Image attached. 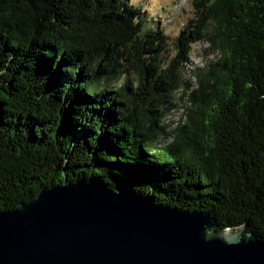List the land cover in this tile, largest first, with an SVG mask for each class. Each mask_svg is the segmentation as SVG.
Here are the masks:
<instances>
[{"label": "trees", "instance_id": "16d2710c", "mask_svg": "<svg viewBox=\"0 0 264 264\" xmlns=\"http://www.w3.org/2000/svg\"><path fill=\"white\" fill-rule=\"evenodd\" d=\"M191 1L171 38L130 0H0V209L93 182L264 241V0Z\"/></svg>", "mask_w": 264, "mask_h": 264}, {"label": "water", "instance_id": "95a60500", "mask_svg": "<svg viewBox=\"0 0 264 264\" xmlns=\"http://www.w3.org/2000/svg\"><path fill=\"white\" fill-rule=\"evenodd\" d=\"M0 264H264V241L245 224L218 229L208 212L62 182L0 209Z\"/></svg>", "mask_w": 264, "mask_h": 264}, {"label": "rangeland", "instance_id": "374dc122", "mask_svg": "<svg viewBox=\"0 0 264 264\" xmlns=\"http://www.w3.org/2000/svg\"><path fill=\"white\" fill-rule=\"evenodd\" d=\"M137 5H143V13H145L149 23L159 21L164 33L169 37H175L181 26L192 17V1L191 0H130ZM206 44L196 43L192 52L188 56L185 64L186 68L202 65L205 60ZM179 93L175 94V102L177 105L182 104V100L178 98ZM180 107L173 109L165 118L166 121H176L179 117Z\"/></svg>", "mask_w": 264, "mask_h": 264}]
</instances>
